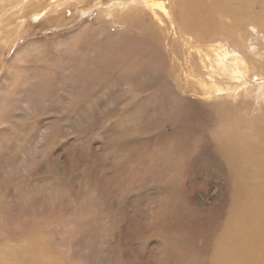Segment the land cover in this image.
Segmentation results:
<instances>
[{"label": "rangeland", "instance_id": "374dc122", "mask_svg": "<svg viewBox=\"0 0 264 264\" xmlns=\"http://www.w3.org/2000/svg\"><path fill=\"white\" fill-rule=\"evenodd\" d=\"M53 1L0 0V212L4 208L13 232L26 224L36 226L33 231L29 230L30 236L26 234L11 242L12 239L7 237V240L0 230V241L6 244L0 247V253L5 251L3 256L0 254V264H70L74 259L83 264H160L161 261L173 264L179 260L195 264L193 257H200L203 264L220 261L229 248L221 250V241H218L217 254L212 252L211 245L217 242L219 232L227 231L228 236L234 234L228 231L235 222L232 212L242 213L243 200H260L264 204V93L259 94L264 92V0H240L235 4L232 0H216L218 3L213 0L173 1L176 22L201 27L200 31H195L194 26L188 29V24H183L184 29L174 31L177 41L173 44L177 45L174 54L184 62L192 51L194 64L190 68L195 75L192 77L191 70L187 72L186 82L177 76L178 81L183 82L180 85H187V92L184 97L173 100L170 92L162 88L163 81L170 76L165 77L149 60L140 61L142 57L138 56L141 53L154 59L157 47L165 45L163 33L152 30L153 25L147 20L139 23L145 28L128 29L123 35L119 33L127 30L123 28L125 25L110 21L123 20L122 14L117 13H124L128 8H141L142 14L150 16L142 0ZM137 1L134 6L128 3ZM151 2L155 5L164 2L170 7L171 0ZM182 2L189 6H180ZM115 3L122 5L115 8ZM211 6H235L243 14L237 22L230 21L229 29L209 32L207 27H219L217 21L213 20L212 24L197 14L210 18ZM112 8L116 13L113 14ZM178 13L181 17L176 15ZM185 16L192 18L194 23ZM98 18L108 22L107 31L117 33L113 41L121 40L125 46L110 47L112 39L104 38L100 32L103 29L94 25L95 29H85L87 21L95 24ZM180 31L185 32L186 38L178 37ZM129 32L142 35L134 42V47L127 41ZM81 33L85 34L84 38ZM85 39L89 48L85 49L87 55L83 58L74 50L83 48L81 43ZM23 42L27 51L25 49L22 63L30 69L13 73L9 58L17 47L25 46ZM99 44L102 47H98ZM198 45L211 54L214 67V55L219 53L231 50L230 57H243L246 62L243 80L232 79L230 74H215L208 79L203 68L205 63L195 57ZM154 49L157 52H153ZM124 52L128 54L125 58ZM120 57L124 62H118ZM111 63L115 65H111L112 74L107 68ZM91 67L99 69L91 76L98 85L94 90L87 81ZM199 78L208 79V83L212 79L224 83L215 95L218 102L205 98L200 89L191 90L199 87ZM83 83L85 91L79 92L81 95L67 98L69 86H74L76 91ZM227 84L232 86L231 90L226 88ZM182 98L184 101L179 107ZM173 103L178 108L172 115L169 106L173 107ZM216 114L228 121L219 124L212 120ZM56 115H61L60 122L55 125L58 133L54 125L48 124ZM69 115L66 125L62 116ZM53 132L56 136L50 134ZM17 185H21L22 191H17ZM3 189L6 190L3 192ZM164 213L167 215L159 223L163 218L158 220L157 217ZM148 233L154 235L150 237ZM26 236L31 240H26ZM25 241L31 243L23 244ZM180 241L190 245L183 247ZM8 247L14 250L22 247L24 252L13 260L6 252ZM56 249L62 250L66 263L64 257L55 253ZM245 259V256L238 257V261Z\"/></svg>", "mask_w": 264, "mask_h": 264}, {"label": "bare ground", "instance_id": "6f19581e", "mask_svg": "<svg viewBox=\"0 0 264 264\" xmlns=\"http://www.w3.org/2000/svg\"><path fill=\"white\" fill-rule=\"evenodd\" d=\"M57 0H55V1H53V2H56ZM119 1V0H118ZM124 2H125V0H123ZM127 1V0H126ZM155 1V0H154ZM169 2H170V0H168ZM173 1L174 0H171V2H170V7L169 6H166L165 4H164V2H160V3H158L157 5H155V4H152V2H151V0H142V2L145 4V6H147V8H148V10L150 11V16H147V15H145V14H142L141 12V8H134V9H131V8H128V9H126V11H124V13H120V12H118L117 14H122L121 16L122 17H124L123 18V20H121V19H119L118 18V21H114L113 19H111L110 21H112V22H115V23H117V24H119V25H125V26H123V28L124 29H127V30H124V31H121V33H119V34H123V35H125V34H127L125 31H127L128 32V29H133V28H135L136 27V29H142V27H144L143 25H142V23L141 24H139L140 22H142V21H149L150 22V24H152L153 25V27H151L152 28V30L153 29H158L159 31H161L162 33H163V38H164V42H165V45H164V47L163 48H160V47H157V46H155V48L157 47V49H158V52L154 49L153 50V52L154 51H156L158 54L157 55H154V56H156L154 59H152V58H150L149 56L148 57H144V56H142L141 55V53H140V55H138V56H141L142 58H141V60L140 61H144L145 59L146 60H149L151 63H152V65H153V67L155 68V69H158L159 71H161L162 73L161 74H165V77L167 76V74L170 76V78L168 79H165L163 82H165L164 84H163V90H164V87L170 92L169 94H171L172 95V100L173 99H176V98H178V97H184V95H185V93L187 92V85L185 86V85H180V84H182V83H180V81H178V77H180V79L182 80V81H185L186 82V73L187 72H190V70H191V68H190V66L191 67H193V64H194V58L191 56V52H189V54L187 55V57L185 58V60H184V62L182 61V62H180V60H178L179 58V56L177 57V56H175V54H174V52H175V49H177L176 47H177V45L175 46V48H174V46H173V44H174V42L176 41V33H174V31H175V29H184V27H183V24L181 23V24H179V22H176L175 21V9L173 8V6H172V4H174L173 3ZM184 1V0H183ZM186 1V0H185ZM189 1H193V0H189ZM196 1H198V0H196ZM200 1V0H199ZM216 0H213L212 2H215ZM106 2V1H105ZM121 2V1H120ZM176 2V1H175ZM210 2V1H209ZM208 2V3H209ZM220 2V1H219ZM240 2V0H232V3L233 4H235V3H239ZM62 3V2H61ZM86 3V2H85ZM128 3H130V5H132V6H134V5H137L138 4V1L137 2H128ZM166 3V2H165ZM179 3V2H178ZM186 2H182V3H180L181 5L180 6H182V7H184V4H185ZM215 3H218V2H215ZM119 3H115L114 4V6L113 7H115L116 8V6L118 5ZM125 4V3H124ZM123 4V5H124ZM187 4V3H186ZM185 4V5H186ZM193 4V3H192ZM196 4H199L198 2H196ZM201 4V3H200ZM211 4V3H210ZM60 5V4H59ZM100 5V4H99ZM98 5V6H99ZM119 5H122V4H119ZM118 5V6H119ZM149 5H154L155 6V8L153 7V8H151ZM167 5H169V4H167ZM177 5V4H176ZM220 5V4H219ZM100 6H102V5H100ZM186 6H189V5H186ZM192 6V5H191ZM201 6V5H200ZM203 6V5H202ZM174 7H176V6H174ZM193 7H196L195 5L193 6ZM193 7H191V9H193ZM213 7V8H212ZM248 7V6H247ZM248 8H250V7H248ZM25 9V8H24ZM178 9H182V8H178ZM251 9V8H250ZM185 10V9H184ZM184 10H183V12H184ZM196 10V9H195ZM241 10V9H240ZM252 10V9H251ZM116 9L115 10H113V8H112V12H113V14L114 13H116ZM178 11V10H177ZM179 11H181V10H179ZM199 11H200V9H199ZM248 11V10H247ZM47 12H49V11H46V13ZM84 12V11H83ZM192 12V11H191ZM205 13L204 14H206V11H204ZM210 18H207V17H205L204 15H202V13L201 12H199V13H201L200 15L199 14H197L199 17H200V19H203V20H207V21H212V24H213V20H216L217 21V23H218V26L219 27H216V28H206V29H208V31L209 32H211V30L212 29H229V28H227V26L229 25V23H230V21H232V22H237V20H239L240 18H241V15L243 14H241L240 12H239V9L237 8V7H235L234 6V8H228V7H222V6H211V9H210ZM38 13V12H37ZM46 13H45V15H46ZM49 13H51V12H49ZM215 13V14H214ZM186 14V13H185ZM39 15V14H38ZM42 14H40V16H41ZM108 15V14H107ZM107 15H105V16H107ZM176 15H179V17H181L180 16V13H178V14H176ZM207 15V14H206ZM37 16V15H36ZM51 16V15H50ZM110 16V15H109ZM112 16V15H111ZM110 16V17H111ZM25 17V16H24ZM37 17H39V16H37ZM59 17V16H58ZM179 17H176V19L177 18H179ZM186 18H188V19H190V17H187V16H185ZM193 19L195 20V15H193ZM253 17H255L254 15H253ZM57 17H55V19H56ZM51 19V18H50ZM53 19V18H52ZM59 19V18H58ZM157 20L155 23H154V21L153 20ZM179 19H181V18H179ZM183 19H184V17H183ZM183 19H181V20H183ZM192 19V18H191ZM190 19V20H191ZM192 19V20H193ZM199 19V20H200ZM228 19V20H227ZM194 20H193V23H194ZM203 20H201V21H203ZM242 20V19H241ZM15 21V20H14ZM25 20H23V22H24ZM59 21V20H58ZM198 21V20H197ZM249 21L250 22H253V19H250L249 18ZM49 22V21H48ZM86 22V21H85ZM88 22V21H87ZM86 22V24H85V29H95V27H97L98 29H100V30H102V31H100L101 33H102V35L104 36V38H106L107 40L108 39H110V41H111V39H112V45H109L110 47L112 46V48L113 47H116L117 45H121V47H119V48H122L123 46H125L124 45V42H122L121 40H119L118 42H114L113 40H114V35H117V33H111L110 31H107L106 29H107V26H106V24L108 23L107 21H105V20H102V19H100V18H98L97 20H96V23L95 24H91L90 22L89 23H87ZM94 22V21H93ZM190 22V21H189ZM198 22H200V21H198ZM25 23V22H24ZM52 23V22H51ZM196 23V22H195ZM201 23V22H200ZM216 23V24H217ZM242 23V22H241ZM240 23V27H243V25ZM244 23V22H243ZM21 24V23H20ZM173 24H174V26H176V28H174V26H173ZM186 24H188V29L192 26V28H193V26H194V24H190V23H186ZM186 24H184L185 26H186ZM202 24V23H201ZM207 24V23H206ZM215 24V23H214ZM25 25V24H24ZM92 25H94L95 27H93ZM108 25V24H107ZM203 25H204V23H203ZM209 25V24H208ZM232 25V24H231ZM235 25V24H234ZM248 24H247V22H245V26L244 27H246ZM83 27V26H82ZM197 27V26H196ZM195 26H194V29L193 30H195L196 31V29H198V28H196ZM211 27V26H210ZM233 27V26H232ZM239 27V26H238ZM145 28V27H144ZM143 28V29H144ZM200 28L201 27H199V31H200ZM236 28V27H235ZM37 29V28H36ZM73 29H74V27H73ZM84 29V28H83ZM109 29V28H108ZM120 29V28H119ZM203 29V28H202ZM238 29V28H237ZM236 29V30H237ZM187 30V29H186ZM204 30V29H203ZM202 30V31H203ZM240 30V29H239ZM245 30V29H244ZM79 31V30H78ZM98 31V30H97ZM183 31V30H182ZM182 31H180L181 32V36H179L178 35V37L181 39V38H186V35H185V32H182ZM185 31V30H184ZM230 31V30H229ZM152 32V31H151ZM160 32V33H161ZM177 32V31H176ZM191 32V31H190ZM207 32V31H206ZM219 32V31H218ZM233 32L234 31H232L231 33L233 34ZM238 32V31H237ZM30 33V32H29ZM100 33V34H101ZM130 33V32H129ZM134 33H136V32H134ZM134 33H130L129 34V37H127V38H129V40H127V41H129V43L134 47V42L136 41V40H138L142 35H133ZM156 32H154V34H155ZM161 33V34H162ZM199 33V32H198ZM239 33V32H238ZM20 34V33H19ZM154 34L153 33H151V36L152 37H154ZM187 34V33H186ZM200 34H201V32H200ZM207 34V33H206ZM216 34V33H215ZM78 35V34H77ZM81 35V37L82 38H84L85 37V34L84 33H81L80 34ZM192 35H194L193 33H192ZM233 35H235V33L233 34ZM70 36V35H69ZM157 36V35H156ZM155 36V37H156ZM159 36H160V34H159ZM161 36V37H162ZM197 36H199V35H197ZM223 36V35H222ZM232 36V35H231ZM237 36V35H236ZM241 36V35H240ZM27 37H28V35H27ZM145 37V36H144ZM177 37V38H178ZM191 37V36H190ZM193 37V36H192ZM191 37V38H192ZM200 37H201V35H200ZM72 38V37H71ZM101 38V37H100ZM143 38V37H142ZM157 38H159V37H157ZM163 38H160V39H163ZM178 38V39H179ZM235 38V37H234ZM0 39H2V38H0ZM64 39V38H63ZM98 39V38H97ZM116 39V38H115ZM123 39V38H122ZM177 39V40H178ZM179 39V40H180ZM195 39V38H194ZM28 40V39H27ZM86 40V39H85ZM90 40H91V38H90ZM99 40V39H98ZM184 40V39H183ZM193 40V39H192ZM196 40V39H195ZM233 40V39H232ZM65 41V40H64ZM189 41V40H188ZM194 41V40H193ZM26 42V41H25ZM32 42V41H31ZM80 42V41H79ZM86 42H88L87 40L86 41H84V42H82L81 44L83 45V48H80V49H76V50H74V53L75 54H79V55H81L83 58H85L86 57V55H87V50H85V49H87V48H89L87 45H86ZM104 42H106L107 43V41H105V39H104ZM177 42V41H176ZM229 42V41H228ZM24 43V42H23ZM33 43V42H32ZM60 43V42H59ZM58 43V44H59ZM62 43H63V41H62ZM67 43V42H66ZM96 43V45H97V41L95 42ZM99 43H100V41H99ZM108 43H109V41H108ZM129 43H127V45H129L130 46V44ZM180 43H181V40H180ZM187 43V42H186ZM190 43H192V41L190 42ZM196 43V42H195ZM194 43V44H195ZM198 43V42H197ZM233 43V42H232ZM88 44H90V43H88ZM101 44V43H100ZM98 45V47H100L101 45ZM104 44V43H103ZM110 44V43H109ZM156 44H157V42H156ZM176 44V43H175ZM23 45V44H22ZM24 45L25 46H23V47H21V48H19V47H17L18 49L15 51V53L13 54V56H11L10 58H9V62L11 63V68H13L12 70H13V73H18L19 71H26L27 70V68H28V66H26V65H24L23 63H22V60H23V54H24V52H25V49H26V47H27V45L24 43ZM92 44H90V46H91ZM95 45V47L98 49V47ZM116 45V46H115ZM126 45V46H127ZM193 45V44H192ZM186 46V45H185ZM185 46H184V48L183 49H185ZM189 46V45H188ZM204 46H205V44H204ZM102 47V46H101ZM117 47V48H118ZM180 47V46H179ZM193 47V46H192ZM57 48H59L58 46H57ZM112 48H110L111 50H113ZM118 48V49H119ZM131 48V47H130ZM152 48V47H151ZM187 49H188V47H186ZM197 50H195V57H197V59H198V61H201V63H205V65H204V69H205V72L207 71V77H208V79H210L211 77L212 78H214V75L215 74H219V75H226V74H230L231 75V77H232V79L234 78V77H238L241 81L243 80V78H244V76H245V74H244V72H243V67H245L244 65L246 64V62H245V59L243 58V57H241V56H236V57H233V56H231L230 57V52H231V50L229 51V52H222V53H219L218 55H214V65H215V67L213 66V64H212V58H211V54L209 53V52H205L202 48V45H198L197 47ZM48 49V48H47ZM107 49V48H106ZM115 49V48H114ZM132 49V48H131ZM153 49V48H152ZM93 50H94V48H93ZM122 50V49H121ZM190 50V49H189ZM188 50V51H189ZM26 51H27V49H26ZM96 51V50H95ZM118 51V55L120 56V51L119 50H117ZM123 51V50H122ZM151 51V50H150ZM186 50H184V52H185ZM194 51V50H193ZM29 52V51H28ZM92 53L94 52V51H91ZM132 52H133V50H132ZM149 51L147 50V52H145L146 53V55H148L147 53H148ZM179 52H180V49H179ZM27 53V52H26ZM90 53V52H89ZM88 53V54H89ZM150 53V52H149ZM187 53V52H186ZM185 54V53H184ZM25 55V54H24ZM93 55V54H92ZM123 55H124V58H125V56L126 55H128V54H126L125 52L123 53ZM123 55H121V56H123ZM170 55H172V57L170 58ZM182 55V54H181ZM26 56V55H25ZM109 56V55H108ZM134 56V55H133ZM151 56H152V53H151ZM185 56V55H184ZM32 57V56H31ZM110 57V56H109ZM124 58H119L118 59V62H122L123 61V59ZM130 58H132V57H130ZM135 58V57H134ZM33 59V58H32ZM63 59V58H62ZM127 59H128V57H127ZM136 59H138V58H136ZM182 59V58H181ZM126 60V59H125ZM16 61H17V63H16ZM133 61H136L135 59H130V62H133ZM139 61V60H138ZM117 62V63H118ZM124 62V61H123ZM137 62V61H136ZM126 63H128V61L126 62ZM138 63V62H137ZM146 63V62H145ZM151 63H149V64H151ZM114 65V63H111V64H109V66L107 67L108 68V70L111 72V69H113V67H111V65ZM122 64H124V63H122ZM141 65H143L142 63H140ZM196 64V63H195ZM112 65V66H113ZM121 64H119V65H117V66H120ZM61 66V65H60ZM115 66V65H114ZM124 66V65H123ZM135 66V65H134ZM140 66V65H139ZM144 66V65H143ZM151 66V65H150ZM247 66V65H246ZM70 67V66H69ZM60 68V67H59ZM116 68V67H115ZM133 68H136V67H133ZM145 68V67H144ZM148 68V67H147ZM160 68H162V69H160ZM28 69H30V67L28 68ZM85 69V68H84ZM91 70V73H90V75H89V77L87 78V81H89V86H90V88L92 89V90H94V88L95 87H97L98 85H97V83H95V78H92L91 76H93V75H95V73L96 72H98L99 71V69L98 68H90ZM105 69V68H104ZM103 69V70H104ZM148 69H151V68H148ZM61 70V69H60ZM63 70V69H62ZM124 70V69H123ZM126 70V69H125ZM124 70V71H125ZM120 71V70H119ZM129 71V70H128ZM163 71H164V73H163ZM131 72V71H130ZM61 73H62V71H61ZM124 73V72H123ZM4 74V73H3ZM30 74V73H29ZM111 74H112V72H111ZM131 74V73H130ZM191 74H192V77H193V75H195V73L191 70ZM63 75V74H62ZM100 76H99V78L101 77V74H99ZM188 75V74H187ZM218 75V76H219ZM16 76V75H15ZM25 76V75H24ZM105 76H108L107 74L105 75ZM105 76H102V77H105ZM163 76V75H162ZM178 76V77H177ZM12 77V76H11ZM11 77H9V78H11ZM18 76H16V78H17ZM61 77V76H60ZM226 77V76H225ZM25 78V77H24ZM62 78V77H61ZM63 78H64V76H63ZM114 78V77H113ZM112 78V79H113ZM227 78V77H226ZM230 78V77H229ZM257 78V77H256ZM259 78V77H258ZM257 78V79H258ZM12 79V78H11ZM18 79V81H19V78H17ZM16 79V80H17ZM81 79V78H80ZM105 79V78H104ZM208 79L207 80H203L202 78H199L197 81H198V84H197V86H199V87H196V88H194V87H192L191 88V90L192 91H196L197 89H200L201 90V94H204L205 95V98L206 97H208V98H210V100H212L213 102H218L219 100H216L215 99V95H217L219 92H220V89H221V86H220V84H222L223 82H218V81H215V79H212V81L210 82V83H208ZM223 79V78H222ZM21 80V79H20ZM26 80V79H25ZM28 80V79H27ZM62 80H64V79H62ZM100 80V79H99ZM114 80V79H113ZM151 80V79H150ZM240 80H238L239 82H240ZM8 81H9V79H8ZM30 81V80H29ZM87 81H85V82H87ZM104 81H106V80H104ZM223 81V80H222ZM231 81V80H230ZM237 81V82H238ZM121 82V81H120ZM184 82V83H185ZM232 82H234V81H232ZM252 82V81H251ZM256 82V81H255ZM23 83H24V81H23ZM127 83V82H126ZM145 83V82H144ZM201 83V84H200ZM258 83V82H257ZM88 84H87V86H88ZM102 84V83H101ZM224 84V83H223ZM255 84V83H254ZM25 85H27V84H25ZM128 86L130 85V84H127ZM245 84H241V86H244ZM14 86V85H13ZM84 83L83 84H81L80 85V88H79V86H78V88L79 89H77L76 91H74V86H69L70 88H71V90H70V92H68V96H67V98H69L70 96H74L75 97V95L76 94H80L79 92H81L83 89H84ZM161 86H162V84H161ZM192 86H195V85H192ZM224 86V85H223ZM232 86H233V83H232ZM232 86H230V84H227L226 85V88H229V90H231L230 88L232 87ZM240 86V87H241ZM22 87V86H21ZM124 87V86H123ZM147 87V86H146ZM191 87V86H190ZM261 87V86H260ZM264 87V86H263ZM23 88V87H22ZM66 88V87H65ZM88 88V87H87ZM106 88V87H105ZM223 88V87H222ZM239 88V87H238ZM32 89V88H31ZM30 89V90H31ZM47 89V88H46ZM86 89V88H85ZM104 89V88H103ZM125 89V88H124ZM133 89V88H132ZM225 89V88H224ZM260 89H262V88H260ZM259 89V91H261ZM109 90V89H108ZM129 90H130V88H129ZM190 90V91H191ZM237 90V89H236ZM246 90V89H245ZM83 91H85V90H83ZM105 91H107V90H105ZM124 91V90H123ZM162 91V90H161ZM233 91V90H232ZM104 92V91H103ZM120 92V91H119ZM118 92V93H119ZM125 92V91H124ZM126 92H128V91H126ZM226 92V91H225ZM82 93V92H81ZM94 93V92H93ZM109 93V92H108ZM261 93H264V92H260L259 94H261ZM88 94V93H87ZM101 94H103V93H101ZM254 94V93H253ZM255 94H256V92H255ZM81 95V94H80ZM83 95V94H82ZM85 95V94H84ZM83 95V96H84ZM89 95V94H88ZM77 96V95H76ZM91 96H93V95H91ZM221 96V95H220ZM84 97H86V96H84ZM96 97V96H95ZM98 97H100V96H98ZM104 97V96H103ZM110 97V96H109ZM170 97V96H169ZM78 98H80V96L78 97ZM65 99V98H64ZM74 99V98H73ZM88 99H90V98H88ZM102 98H100V100H101ZM116 99H117V97H116ZM134 99V98H133ZM133 99H131L132 101H133ZM179 99V98H178ZM20 100V99H19ZM68 100V99H67ZM98 100V99H97ZM107 100V99H106ZM22 101V100H21ZM77 101L78 100H75V102L77 103ZM85 101V100H84ZM91 101V99L89 100V102ZM102 101V100H101ZM109 101H111V99L109 100ZM117 101V100H116ZM131 101V102H132ZM182 101H184V99L182 98L180 101H179V107H180V103L182 102ZM222 101V100H221ZM86 102V101H85ZM88 102V101H87ZM92 102V101H91ZM105 102V101H104ZM108 102V101H107ZM236 102V101H235ZM26 103V102H25ZM63 103V102H62ZM72 103H74V101L72 102ZM106 103V102H105ZM112 103V102H111ZM210 103H211V101H210ZM224 103V102H223ZM27 104V103H26ZM79 104V103H78ZM98 104V103H97ZM96 104V105H97ZM102 104V103H101ZM101 104H99V106L101 105ZM104 104V103H103ZM137 103H134L133 105H136ZM226 104H227V102H226ZM17 105H19V104H17ZM31 105V104H30ZM79 105H81V104H79ZM94 105V104H93ZM113 105V104H112ZM228 105V104H227ZM29 106V105H28ZM63 106H65V105H63ZM74 106V105H73ZM104 106H107V105H104ZM32 107V106H31ZM69 107H71V106H69ZM95 107V106H94ZM113 107V106H112ZM138 107V106H137ZM161 107V106H160ZM227 107V106H226ZM29 108H30V106H29ZM80 108V107H79ZM89 108V107H88ZM178 108V106H177V104L176 103H173V107L170 105L169 106V112L170 113H172V115L173 114H176L177 113V111H176V109ZM221 108V107H220ZM223 108V107H222ZM67 109L68 108H66V111H67ZM85 109V108H84ZM181 109V108H180ZM226 109V108H225ZM62 110V109H61ZM168 110V109H167ZM232 110V109H231ZM230 110V111H231ZM36 111V110H35ZM64 111H65V108H64ZM76 111V110H75ZM140 111V110H139ZM153 111V110H152ZM32 112H33V110H32ZM68 112V111H67ZM110 112V111H109ZM225 113H226V111H225ZM34 114V116L37 118L38 116H37V114H35V113H33ZM59 114V113H58ZM222 114V113H221ZM221 114H216L215 115V117H213L212 118V120H214V121H217L219 124H224L225 123V121H228V120H225V118L221 115ZM42 115V114H41ZM47 115V114H46ZM71 115V114H70ZM70 115L69 116H66V117H64V116H62V120L63 121H65V123H66V125H67V122H68V124H69V121H70ZM52 116V115H51ZM28 117V116H27ZM41 117V116H40ZM230 117V116H229ZM248 117V116H247ZM29 118V117H28ZM46 118V117H45ZM53 118V117H52ZM24 119H26V118H24ZM40 120H41V118H39ZM54 120L53 121H51L50 122V120L51 119H49V122L50 123H48L49 125L50 124H52L51 126H53L54 125V130L56 131V133H58L57 131H58V129L59 128H57L55 125L58 123V122H60V119H61V115L58 117V115H56L55 116V118H53ZM207 119V118H206ZM209 119V118H208ZM43 120V119H42ZM46 120V119H45ZM61 120V121H62ZM58 121V122H57ZM3 122V121H2ZM41 122H43V121H41ZM1 123V122H0ZM24 123V122H23ZM62 123V122H61ZM45 124H47V123H45ZM234 124V123H233ZM226 125H229V124H226ZM225 125V126H226ZM235 125V124H234ZM33 126V125H32ZM48 125H46V127H47ZM60 126V125H59ZM254 126V125H253ZM2 127H6L5 125L4 126H2ZM28 127H30V126H28ZM61 127V126H60ZM209 127V126H208ZM235 127V126H234ZM52 128V129H53ZM230 128V127H229ZM6 129V128H5ZM51 129V128H50ZM113 129V128H112ZM115 129V128H114ZM211 129H213V127H211ZM242 129V128H241ZM110 130V129H109ZM217 130V129H216ZM231 130H233V129H231ZM261 130V129H260ZM61 132V131H60ZM207 132V131H206ZM248 132H249V130H248ZM63 133H64V130H63ZM210 133V132H209ZM52 136H56L55 134H54V132L53 133H50ZM218 134H219V132H218ZM232 134V133H231ZM217 135V134H216ZM220 135H222V136H226V134H222V133H220ZM235 135H236V133H235ZM255 135V134H254ZM234 136V135H233ZM247 136V135H246ZM263 136V135H262ZM248 137V136H247ZM260 137V136H259ZM219 138V137H218ZM236 138V137H235ZM238 139V138H237ZM241 139H243V137L241 138ZM247 139V138H246ZM261 139V138H260ZM251 140V139H250ZM249 140V141H250ZM253 141V140H252ZM263 142V141H262ZM261 142V143H262ZM249 143H251V141L249 142ZM253 143V142H252ZM260 143V144H261ZM258 144V143H257ZM259 144V145H260ZM254 145H256V144H254ZM264 145V144H263ZM256 147V146H255ZM40 149V148H39ZM209 149V148H208ZM41 150H43V149H41ZM112 150L114 151V150H116V148L114 147V148H112ZM111 150V151H112ZM210 150V149H209ZM253 150V149H252ZM110 151V150H109ZM108 151V152H109ZM262 151V150H261ZM256 152V151H255ZM112 153V152H111ZM119 153H120V151H119ZM39 156V155H38ZM255 156V155H254ZM263 156V155H262ZM124 157V156H123ZM123 157H121V158H123ZM48 159V158H47ZM124 160V159H123ZM227 161V160H226ZM261 161V160H260ZM244 162V161H243ZM258 162H256V164H257ZM4 164V163H3ZM9 164V163H8ZM11 164V163H10ZM259 165V164H258ZM263 165V164H262ZM35 166V165H34ZM4 167V166H3ZM2 167V168H3ZM5 168V167H4ZM262 168H263V166H262ZM258 169V168H257ZM264 169V168H263ZM258 171V170H257ZM261 171H263V170H261ZM8 172V171H7ZM260 173V172H259ZM262 173V172H261ZM9 174V173H8ZM259 176V175H258ZM8 178V177H7ZM9 179V178H8ZM6 180V179H5ZM9 181V180H8ZM14 181V180H13ZM4 184H5V182H3ZM13 183V182H12ZM2 184V183H1ZM11 187H12V185H10ZM236 186V185H235ZM6 187H7V185H6ZM2 188H4V187H2ZM8 188V187H7ZM17 191H22L21 190V185H17ZM14 189V188H13ZM6 189H3V192L5 191ZM11 190V189H10ZM13 193V192H12ZM15 194V193H14ZM27 196V195H26ZM8 197V196H7ZM14 198H16V197H14ZM0 199H1V197H0ZM259 200V199H258ZM264 200V199H263ZM23 201V200H22ZM12 202V201H11ZM21 202V201H20ZM242 203H243V210H242V213H235V212H232V216L235 218V222H234V224H233V227H231L228 231H230L231 233H234V234H232V235H230V236H228L229 234H228V232L227 231H225V232H222L221 234H217L216 235V240H217V242L215 243V244H213V245H211V250H212V252H217V254H218V247L220 246V242H218V241H221V246H220V248H221V250L222 249H224V248H226V247H228L229 248V251L226 253V254H224L222 257V259L220 260V261H218L217 259L214 261V264H264V204L259 200V201H256V202H254V200H243V201H241ZM22 205V204H21ZM2 206V205H1ZM7 206V205H6ZM29 206V205H28ZM262 207H263V210H261L262 209ZM2 208V207H1ZM29 211V210H28ZM83 215V214H82ZM93 215V214H92ZM167 214L166 213H164V216H162V215H158V220H159V217L160 218H163L162 220H157L159 223H161V221H163L164 219H165V216H166ZM95 216V215H94ZM83 217V216H82ZM81 218V217H80ZM86 218V217H85ZM88 218V217H87ZM33 220V219H32ZM82 221H83V219H82ZM156 221V220H155ZM35 222V221H34ZM11 222L7 219V213L6 212H4V208H3V210L0 212V230H1V232H3V233H1V234H3V236H6V238L7 237H9V238H11L12 240H10V242L11 241H17L18 239H20V238H22L24 235H29L28 234V232H29V230H31V231H33V229H35V225H28V224H26V225H23L22 227V229L20 230V229H18V230H16L15 232H13L12 230H11V228L9 227V224H10ZM20 224H22L21 222H19ZM31 223V222H30ZM11 225V224H10ZM18 225V224H17ZM37 225V224H36ZM40 225V224H39ZM58 226V225H57ZM64 226V225H63ZM40 227V226H39ZM47 227V226H46ZM56 227V226H55ZM65 227V226H64ZM18 228V227H17ZM42 228V227H41ZM40 228V229H41ZM145 228V227H144ZM37 229V228H36ZM58 229H60V228H57V230ZM235 230V231H234ZM56 231V230H55ZM65 231V230H64ZM234 231V232H233ZM47 231H45V233H46ZM57 232V231H56ZM55 232V233H56ZM182 232V231H181ZM15 233H17V234H15ZM58 233V232H57ZM135 234V233H134ZM213 234V233H212ZM58 235V234H57ZM60 235V234H59ZM154 234H151V233H148V235L147 236H153ZM214 235V234H213ZM30 236V235H29ZM29 236H26V240L29 238ZM54 236V235H53ZM52 236V237H53ZM64 236V235H63ZM63 236H61V237H63ZM171 236V235H170ZM169 235H168V239L170 238V240H171V237H170ZM183 235H178V237H182ZM227 236V237H226ZM1 237V236H0ZM33 237V236H32ZM58 237V236H57ZM58 238H60V237H58ZM1 239V238H0ZM37 239V238H36ZM55 239V238H54ZM148 239V238H147ZM7 240H8V238H7ZM31 239L29 238V240L28 241H30ZM145 240V239H144ZM2 241V240H1ZM0 241V247L1 246H3V247H6V244H5V241L4 242H1ZM43 241V240H42ZM139 241V240H138ZM193 241V240H192ZM55 242V241H54ZM53 242V243H54ZM212 242V241H211ZM17 243V242H16ZM31 242H27V241H25L23 244H30ZM42 243V242H41ZM172 243V242H171ZM180 243V245L181 246H183V247H185V246H188V245H190L189 243H187L186 241H180L179 242ZM40 244V243H39ZM45 244H46V242H45ZM140 244V243H139ZM11 246V245H10ZM23 246V245H22ZM33 246V245H32ZM35 246V245H34ZM39 246V245H38ZM44 246V245H43ZM52 246V245H51ZM205 247V246H204ZM21 249V250H20ZM201 249V248H200ZM208 249V248H207ZM0 250H1V248H0ZM28 250V249H27ZM192 250L193 251H195L196 250V248L194 247V246H192ZM205 250V249H204ZM18 251V252H17ZM56 252V254H58V255H60V256H62V257H64V260H63V262L64 263H66L67 262V259L65 258V256H64V254H63V252H62V250L61 249H56L55 250ZM4 252L5 251H2L0 254H2L1 256H3V254H4ZM6 252H7V254L8 255H10V256H8L9 258H11V259H13L14 260V258L15 257H18L20 254H22V252H24L23 251V249H22V247L21 248H18L17 250H14L13 248H7L6 249ZM198 252V251H197ZM29 253L31 254V252L29 251ZM193 253V252H192ZM37 254V253H36ZM195 254H196V252H195ZM201 254V253H200ZM0 256V257H1ZM246 257V259H245V261H238V257H241V258H243V257ZM189 257V256H188ZM6 258V257H5ZM31 258V257H30ZM44 258V257H43ZM48 258V257H47ZM61 257H59V259H60ZM192 258V257H191ZM199 258L200 257H193V261H194V263L195 264H203V263H201V260H199ZM49 259V258H48ZM189 259H190V257H189ZM2 260V259H1ZM62 261V260H61ZM69 261V260H68ZM43 262V261H42ZM1 263V262H0ZM205 263V262H204ZM2 264H3V262H2ZM28 264V263H27ZM34 264V263H33ZM70 264H83V263H81L80 261H77L76 259H74ZM160 264H172L171 262H169V261H161V263ZM173 264H190L189 263V261H181V260H179V262H174Z\"/></svg>", "mask_w": 264, "mask_h": 264}]
</instances>
